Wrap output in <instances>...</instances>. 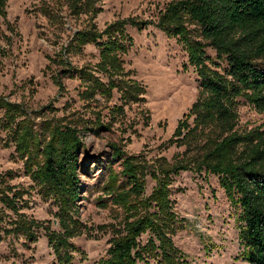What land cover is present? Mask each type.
I'll list each match as a JSON object with an SVG mask.
<instances>
[{"label": "trees", "instance_id": "16d2710c", "mask_svg": "<svg viewBox=\"0 0 264 264\" xmlns=\"http://www.w3.org/2000/svg\"><path fill=\"white\" fill-rule=\"evenodd\" d=\"M65 2L69 12L90 19L72 34L68 49L80 51L92 43L98 59L73 66L66 58L61 60L62 70L78 79L80 100L95 102V95H100L107 102L115 92L117 103L105 116L75 112L70 118L36 121L38 110L0 96L4 145L13 143L24 175L33 184L25 189L10 184V172L0 174V241L20 237L34 243L42 230L56 264H71L76 251L71 240L88 230L77 204L82 137L110 131L115 116H124L121 105L137 103L145 93L122 60L133 44L127 26L140 30L144 21L129 16L97 29L95 0ZM4 7L5 0H0V15L5 14ZM153 25L183 45L198 77V95L167 141L168 146L184 148L185 158L169 162L161 156L148 163L109 145L120 170L109 169L99 201L104 208L109 203L118 209L121 218L106 225L111 239L97 264H186L172 240L178 218L170 199L172 178L183 171L217 177L227 201L239 211L240 257L247 264H264V124L239 130L237 112L238 98L264 112V0H170L158 9ZM207 47L214 50V57L206 53ZM54 81L63 88L59 75ZM147 177L155 182L149 195ZM35 188L56 207L57 230L50 221L40 222L23 212L25 197ZM144 235L147 239L141 242Z\"/></svg>", "mask_w": 264, "mask_h": 264}, {"label": "rangeland", "instance_id": "374dc122", "mask_svg": "<svg viewBox=\"0 0 264 264\" xmlns=\"http://www.w3.org/2000/svg\"><path fill=\"white\" fill-rule=\"evenodd\" d=\"M168 1L95 0L99 10L93 22L97 29L129 16L144 21L140 30L127 26L133 44L122 60L145 93L141 101L121 105L124 116H115L110 131L82 137L77 204L81 222L88 230L71 240L76 248L71 264H97L111 239L106 225L121 218L118 209L109 203L104 208L99 201L109 169L120 170L119 161L111 156L110 144H116L126 154L142 156L148 163L161 156L169 162L185 158L184 148L168 146L167 141L198 95V77L188 64L183 45L153 25L158 9ZM4 10L5 14L0 15V96L38 110L36 121L70 118L75 112L85 117L110 112L117 103L115 92L107 102L100 95H95V102L82 101L78 79L67 77L62 70L61 60L66 58L73 66L98 59V48L92 43L83 45L80 51L68 49L72 34L87 25L89 15L69 12L65 0H5ZM206 53L215 56L209 47ZM56 75L63 84L61 89L54 81ZM237 112L239 130L249 131L264 124V112L243 98H238ZM4 144L2 132L0 174L10 172V184L32 188L13 143L7 147ZM145 180V195H149L155 182L149 177ZM170 187V199L178 218L172 240L184 254L186 264H247L240 257L239 211L227 201L217 177L183 171L172 178ZM29 192L23 212L37 221H50L51 228L57 230L54 218L57 209L52 201L42 199L36 188ZM146 239V235L140 238L141 242ZM0 264H56V261L40 230L34 243L20 237L1 240Z\"/></svg>", "mask_w": 264, "mask_h": 264}]
</instances>
